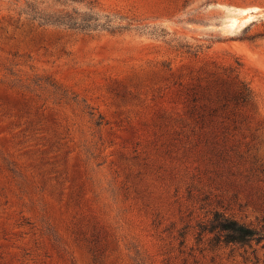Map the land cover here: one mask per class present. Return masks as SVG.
<instances>
[{"label":"rangeland","instance_id":"obj_1","mask_svg":"<svg viewBox=\"0 0 264 264\" xmlns=\"http://www.w3.org/2000/svg\"><path fill=\"white\" fill-rule=\"evenodd\" d=\"M25 1L0 0V264H264L212 225L264 229V0H96L121 32Z\"/></svg>","mask_w":264,"mask_h":264},{"label":"trees","instance_id":"obj_2","mask_svg":"<svg viewBox=\"0 0 264 264\" xmlns=\"http://www.w3.org/2000/svg\"><path fill=\"white\" fill-rule=\"evenodd\" d=\"M63 7L42 6L36 0H26L21 13L40 24H51L81 31L108 30L121 32L130 28L138 29L142 26H133V22L123 16L101 13L97 10L96 0H53ZM78 3L84 8H69V3ZM213 229L223 234L225 243L240 245L261 241L264 239V229H259L249 223L240 221L223 212L216 211L212 219Z\"/></svg>","mask_w":264,"mask_h":264}]
</instances>
